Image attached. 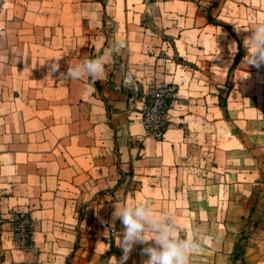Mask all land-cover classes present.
Here are the masks:
<instances>
[{
  "label": "rangeland",
  "instance_id": "rangeland-1",
  "mask_svg": "<svg viewBox=\"0 0 264 264\" xmlns=\"http://www.w3.org/2000/svg\"><path fill=\"white\" fill-rule=\"evenodd\" d=\"M130 2L125 9L129 14L113 25H121L113 37L122 44L114 59L124 63L120 68L122 82L128 83L125 94H134L132 105L126 99L127 125H140L139 120L133 119L132 125L129 121L130 111L140 107L138 91L150 85L172 86L167 127L178 129L182 139L175 160L149 168L151 173L122 166L116 185L102 191L104 202L116 198L113 191L119 188V202L148 201L157 215L173 212L181 235L201 239L203 257L209 251L210 256L220 249L229 252L235 244L234 251L226 253L233 264H264V66L242 62L244 39L264 23V0ZM208 17L219 26L210 24ZM230 33L242 42V58L234 68L236 41ZM31 40L32 35L21 33L22 42ZM135 145L140 152L141 142ZM104 197L94 196L86 205ZM85 199L78 209L67 211L65 227L57 228L66 234L59 238L62 244L43 247L47 255L69 252V261L47 257L40 264H114V256H122L117 245L123 225L113 221L114 207L89 212ZM14 213L25 214L13 211L9 220ZM197 222L201 224L194 226ZM34 225L29 226L32 237ZM12 228L10 224L13 245L19 249ZM241 231L244 235L237 242ZM97 243L100 250H94ZM144 246L137 244L132 252H142ZM35 250L38 246L31 252Z\"/></svg>",
  "mask_w": 264,
  "mask_h": 264
},
{
  "label": "crops",
  "instance_id": "crops-1",
  "mask_svg": "<svg viewBox=\"0 0 264 264\" xmlns=\"http://www.w3.org/2000/svg\"><path fill=\"white\" fill-rule=\"evenodd\" d=\"M130 1L0 0V264H40L47 257L69 261V252L61 257L43 253L47 244H62L59 238L66 234L57 228L65 227L67 211L78 209L84 197L85 205L94 196L102 199V191L120 179L122 166L127 171L138 166L141 171L135 172L147 174L177 157L182 139L178 129L167 127L163 141L157 142L140 125H127L124 63L114 59L122 44L113 36L121 25H113L129 14L125 9ZM21 33L32 40L22 42ZM94 58L104 64L99 78H62L69 65ZM53 62L59 71L49 75ZM137 140L143 146L140 152ZM113 193L111 202L104 197L84 209L119 206L121 191ZM13 211L25 212L35 224L31 246L39 250L34 254L32 247L13 245L8 222ZM234 245L229 252L220 249L210 256L209 251L207 257L200 247L190 264H233L226 253ZM121 257L114 256V264ZM128 259L129 264H143L148 257L131 252Z\"/></svg>",
  "mask_w": 264,
  "mask_h": 264
},
{
  "label": "clouds",
  "instance_id": "clouds-1",
  "mask_svg": "<svg viewBox=\"0 0 264 264\" xmlns=\"http://www.w3.org/2000/svg\"><path fill=\"white\" fill-rule=\"evenodd\" d=\"M246 55L243 58L248 66L260 68L264 66V23H258L251 29V35L244 41ZM106 51L105 55H109ZM59 64L53 62L49 75L59 71ZM104 71L101 58L83 59L79 64L69 65L66 73H61L63 79H78L87 75L95 80ZM113 221L119 220L123 225L120 243L123 255L117 264H126L135 245H145L142 248L148 257L143 264H190V256L199 250L202 241L192 236L181 235L176 226L174 214L171 211L157 215L153 212L151 203L114 204ZM146 234H151L146 239ZM151 242V243H149Z\"/></svg>",
  "mask_w": 264,
  "mask_h": 264
},
{
  "label": "built area",
  "instance_id": "built-area-1",
  "mask_svg": "<svg viewBox=\"0 0 264 264\" xmlns=\"http://www.w3.org/2000/svg\"><path fill=\"white\" fill-rule=\"evenodd\" d=\"M137 91V89H135ZM174 98V88L172 86H148L138 91L136 102L140 105L138 112L130 111V125L133 119L140 121V126L145 135L152 137L156 141L164 138L167 129L168 114ZM134 94L129 97V105H132ZM134 116V118H131ZM9 224L13 227V236L16 247L21 249L31 248L32 236L30 232L31 220L25 214L14 213Z\"/></svg>",
  "mask_w": 264,
  "mask_h": 264
},
{
  "label": "trees",
  "instance_id": "trees-1",
  "mask_svg": "<svg viewBox=\"0 0 264 264\" xmlns=\"http://www.w3.org/2000/svg\"><path fill=\"white\" fill-rule=\"evenodd\" d=\"M207 20L210 24L219 26V24H215V23L211 22L210 17H208ZM230 35L236 41V54H235V58H234V61H233L232 67H231V68H234V66L236 64H238V62H240V60L242 58V42H241V39H239L235 34L230 33ZM240 234H241V237L237 239V242H240L242 240V236L244 235V232L241 231ZM234 248H235V245H234Z\"/></svg>",
  "mask_w": 264,
  "mask_h": 264
},
{
  "label": "water",
  "instance_id": "water-1",
  "mask_svg": "<svg viewBox=\"0 0 264 264\" xmlns=\"http://www.w3.org/2000/svg\"><path fill=\"white\" fill-rule=\"evenodd\" d=\"M127 89H128V83L124 82V91H127Z\"/></svg>",
  "mask_w": 264,
  "mask_h": 264
}]
</instances>
